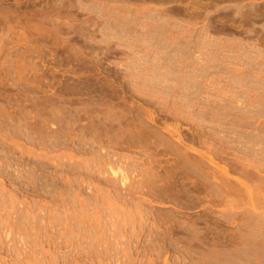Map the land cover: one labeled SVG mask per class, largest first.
<instances>
[{
	"label": "rangeland",
	"instance_id": "rangeland-1",
	"mask_svg": "<svg viewBox=\"0 0 264 264\" xmlns=\"http://www.w3.org/2000/svg\"><path fill=\"white\" fill-rule=\"evenodd\" d=\"M262 154L264 0H0V264H264Z\"/></svg>",
	"mask_w": 264,
	"mask_h": 264
},
{
	"label": "bare ground",
	"instance_id": "bare-ground-1",
	"mask_svg": "<svg viewBox=\"0 0 264 264\" xmlns=\"http://www.w3.org/2000/svg\"><path fill=\"white\" fill-rule=\"evenodd\" d=\"M247 148H248V147H247ZM259 150L261 151V149H259ZM259 150H258V152H259ZM255 152H257V150H256ZM258 152H257V153H258ZM255 154H256V153H255ZM251 155H252V153H251ZM260 155H261V153H260ZM256 156H257V155H256ZM262 156H264V155L262 154ZM256 158H257V157H256ZM256 158H255V159H256ZM253 159H254V158H253ZM253 159H252V160H253ZM255 159H254V162H253V161L248 162V163H249V164H248L249 166H248V165H247V166H248L249 168H250V166H251L253 169H256V170H257V171L255 170L254 172H258V171L261 172L260 169H262V168H264V167H263L262 165H260V164H259L260 167H255L256 165L259 166L257 162H258V161L260 162V160H257V162H256V164H254V165H255V166H254L252 163H255ZM262 159H263V158H262ZM251 162H252V163H251ZM251 164H252V165H251ZM263 165H264V164H263ZM261 167H262V168H261ZM252 168H250V169H252ZM111 169H112V168H111ZM109 170H110V169H109ZM262 171H263V169H262ZM110 172H111V171H110ZM112 172H113L114 175L118 174V172L115 171V170H112ZM225 172H226V171H225ZM226 174H227V172H226ZM258 174H259V173H258ZM258 174H257V175H258ZM257 175H254V174H253L252 176H257ZM260 175H261V174H260ZM214 177H216V176H214ZM261 177H262V176H261ZM250 178H251V177H250ZM223 180H225V179H223ZM220 181H221V180H220ZM222 183L225 184V185H223V188H224V186H226L227 184H229V187H228V186H227V187H228L229 189L231 188V184H232V183H229V180H228V182H226V180H225V181H223ZM250 184H251V183H250ZM232 186H233V184H232ZM241 186H244V189H237V188H239V187L236 186V188H235V187L233 186L231 189H234V191H233V190H228V189H227V190H228V192H227V191H226V188H224L223 190H225V191L227 192V193H226V192H225V193L228 194V195H229V194H232V193H234V194H236V195H238V196H242L243 194H244V195H245V194H248V195H249V199H250L251 196H253V192H252V189H253V188L251 187V188H252V189H251L250 187L246 186L245 184H243V185H241ZM250 186H251V185H250ZM254 186H255V185H254ZM259 188H260V187H259ZM259 188H257V189H259ZM220 189H222V184H221V188H220ZM255 189H256V188H255ZM223 190H222V191H223ZM260 190H261V189H260ZM230 191H231V192H230ZM254 191H255V190H254ZM219 192H221V190H220ZM223 192H224V191H223ZM223 192H222V193H223ZM260 192H263L262 194H264V186H263V190L260 191ZM222 195H223V194H222ZM223 196H225V194H224ZM229 196H231V195H229ZM229 196H228V197H229ZM232 197H233V196H232ZM224 198H225V197H224ZM239 198H241V197H239ZM252 199H253V200H252ZM251 200L254 201L255 204H254V203H253V204L259 206L260 209H261V208H264V195L260 196V193H259V195H255V196H253V197L251 198ZM251 200H250V201H251ZM251 203H252V202H251ZM252 206H253V205H252ZM254 207H255V206H254ZM263 212H264V210H263ZM262 214H263V213H262ZM262 216H263V215H262ZM262 218H264V216H263ZM262 218H261V219H262Z\"/></svg>",
	"mask_w": 264,
	"mask_h": 264
}]
</instances>
